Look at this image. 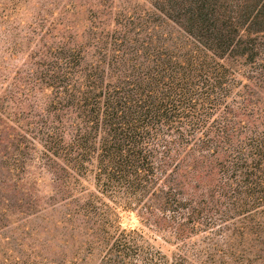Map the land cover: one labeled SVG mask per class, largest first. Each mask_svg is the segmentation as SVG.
<instances>
[{
  "label": "trees",
  "instance_id": "1",
  "mask_svg": "<svg viewBox=\"0 0 264 264\" xmlns=\"http://www.w3.org/2000/svg\"><path fill=\"white\" fill-rule=\"evenodd\" d=\"M160 1L142 24L74 5L93 15L20 59L0 37V213L63 208L62 264H264V2Z\"/></svg>",
  "mask_w": 264,
  "mask_h": 264
},
{
  "label": "rangeland",
  "instance_id": "2",
  "mask_svg": "<svg viewBox=\"0 0 264 264\" xmlns=\"http://www.w3.org/2000/svg\"><path fill=\"white\" fill-rule=\"evenodd\" d=\"M0 2V37L4 38L5 35L6 39L13 44L20 43L19 59L24 53L29 54L41 49L47 42H57L58 38L55 37L59 32L61 33V24L64 21L81 20L84 22L93 15L92 11L94 12V10H89L87 13L85 11L87 8L75 9L74 5L88 7L91 4H99L101 8L98 10L106 13L113 7V12H117L116 8H120V10L129 8L134 10L136 18L141 24L157 20L159 15L158 13L154 14L153 2L155 5H161L160 0H0ZM5 2L14 3L8 7V12H5L4 7L1 6ZM263 2L264 0H248V5L252 7ZM6 14L10 16V20L7 19ZM260 26L259 29L264 28V24ZM172 27H174L172 24L168 25L169 29ZM4 28L9 31L7 34H5ZM45 33L49 36L48 40L45 39ZM8 48V45L4 46V43L0 41L1 50ZM19 59H11L9 63L18 67L22 63ZM240 64L237 63L235 67L240 73L239 78L245 84L251 67L244 63ZM36 188L39 190V196L44 200L55 193L50 176H44ZM56 197L58 198L60 195ZM61 210L63 208L55 205L44 213L45 216H42V219L31 218L30 221L34 222L29 223L22 222L21 217L15 214L10 216L9 213H0V264H46L45 258L53 260L56 264H62V260H65L66 256L72 255L73 243L64 244V238L61 235L63 230L60 224L55 226L50 223L48 225L50 218L52 220L58 218L57 215L59 216ZM121 225L128 229L141 227L136 215L128 213L122 214ZM46 226H49L48 230L45 228ZM154 243L170 257L176 252L175 246L165 242L160 236ZM251 260L254 264H263L260 260L257 261L256 256Z\"/></svg>",
  "mask_w": 264,
  "mask_h": 264
}]
</instances>
